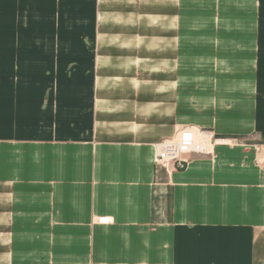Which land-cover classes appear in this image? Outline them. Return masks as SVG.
Wrapping results in <instances>:
<instances>
[{"label": "crops", "instance_id": "0c3cea01", "mask_svg": "<svg viewBox=\"0 0 264 264\" xmlns=\"http://www.w3.org/2000/svg\"><path fill=\"white\" fill-rule=\"evenodd\" d=\"M107 1L92 17L93 89ZM169 1L170 91L149 81L116 104L93 94L96 111L49 117L8 184L0 264H264V0ZM180 124L242 141L168 174L155 145ZM5 148L0 167L17 153Z\"/></svg>", "mask_w": 264, "mask_h": 264}, {"label": "rangeland", "instance_id": "374dc122", "mask_svg": "<svg viewBox=\"0 0 264 264\" xmlns=\"http://www.w3.org/2000/svg\"><path fill=\"white\" fill-rule=\"evenodd\" d=\"M6 3H13V8H4ZM0 5L4 6L0 30L12 33L7 42L0 39V148L17 151L11 153L10 164L0 167L2 240L8 184L14 177H23L22 168L27 171L28 166L22 164L23 147L35 144L37 130L51 126L49 117L59 116V111L66 115L85 114L92 108L96 111L100 106L96 99L93 104L86 103L93 94L104 95L108 106L116 104L149 81L164 87L158 92L161 96L170 91L172 9L169 0H162L156 13L143 0H108L104 4L99 37L103 38L100 48L105 57L99 64V88L93 89L98 29L92 21L95 0H0ZM129 55H134L136 63ZM129 60L133 69L126 72ZM186 126L211 133L214 143L206 154L209 156L216 144L242 141L216 136L213 130L192 124L175 126L174 135Z\"/></svg>", "mask_w": 264, "mask_h": 264}, {"label": "built area", "instance_id": "2783aa9c", "mask_svg": "<svg viewBox=\"0 0 264 264\" xmlns=\"http://www.w3.org/2000/svg\"><path fill=\"white\" fill-rule=\"evenodd\" d=\"M195 129V128H194ZM193 127H183L176 134L155 145L154 165L157 168H163L166 173L183 169L189 160L190 155H206L211 151L214 143L210 132L198 131V135ZM206 133L209 137H204ZM216 141H226V139H216ZM229 141V139H227ZM99 224H108L110 217H99L96 219Z\"/></svg>", "mask_w": 264, "mask_h": 264}, {"label": "bare ground", "instance_id": "6f19581e", "mask_svg": "<svg viewBox=\"0 0 264 264\" xmlns=\"http://www.w3.org/2000/svg\"><path fill=\"white\" fill-rule=\"evenodd\" d=\"M193 129H194V128H193ZM194 130H195V132H196V133H197V135H198V131H197L196 129H194ZM202 134H203V136H204V137H206V138H207V137H209V135H208V134H206V133H205V134H204V133H202Z\"/></svg>", "mask_w": 264, "mask_h": 264}]
</instances>
